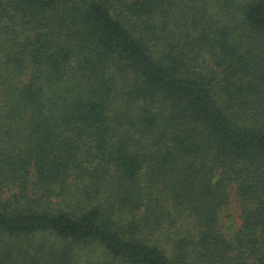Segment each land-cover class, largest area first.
<instances>
[{
    "label": "trees",
    "instance_id": "1",
    "mask_svg": "<svg viewBox=\"0 0 264 264\" xmlns=\"http://www.w3.org/2000/svg\"><path fill=\"white\" fill-rule=\"evenodd\" d=\"M0 264H264V0H0Z\"/></svg>",
    "mask_w": 264,
    "mask_h": 264
},
{
    "label": "rangeland",
    "instance_id": "2",
    "mask_svg": "<svg viewBox=\"0 0 264 264\" xmlns=\"http://www.w3.org/2000/svg\"><path fill=\"white\" fill-rule=\"evenodd\" d=\"M232 199V198H231ZM227 217L224 220L226 222V224L230 227L231 231L234 230L233 224H235V226L239 225V220H238V211L236 208V205L232 199V203L229 207V209L227 210ZM86 257V255H83V259Z\"/></svg>",
    "mask_w": 264,
    "mask_h": 264
}]
</instances>
